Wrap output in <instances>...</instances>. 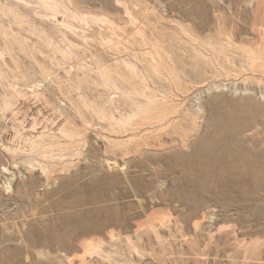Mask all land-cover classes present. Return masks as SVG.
<instances>
[{"label": "rangeland", "instance_id": "1", "mask_svg": "<svg viewBox=\"0 0 264 264\" xmlns=\"http://www.w3.org/2000/svg\"><path fill=\"white\" fill-rule=\"evenodd\" d=\"M0 264H264V0H0Z\"/></svg>", "mask_w": 264, "mask_h": 264}]
</instances>
